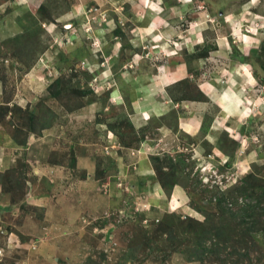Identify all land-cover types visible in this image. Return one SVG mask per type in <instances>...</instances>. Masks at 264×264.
Masks as SVG:
<instances>
[{
    "label": "rangeland",
    "instance_id": "obj_1",
    "mask_svg": "<svg viewBox=\"0 0 264 264\" xmlns=\"http://www.w3.org/2000/svg\"><path fill=\"white\" fill-rule=\"evenodd\" d=\"M171 66L173 101L243 105L170 113L159 201L130 97ZM0 264H264V0H0Z\"/></svg>",
    "mask_w": 264,
    "mask_h": 264
},
{
    "label": "crops",
    "instance_id": "obj_2",
    "mask_svg": "<svg viewBox=\"0 0 264 264\" xmlns=\"http://www.w3.org/2000/svg\"><path fill=\"white\" fill-rule=\"evenodd\" d=\"M251 37L253 38L254 36L251 35ZM238 41H239L238 44L242 47L243 45L242 41L241 40H238ZM240 65L242 66V64ZM179 66L181 65L179 64L178 67ZM243 66H245V63ZM240 68L239 66H237L236 70H239ZM245 68L246 67H244L242 70L244 73H245V70H244ZM224 70L228 71L227 73H230V68L229 69L226 68ZM183 72H184L183 69L179 70L177 69V67L175 68L171 66L167 74L163 75V74L156 73L157 74L156 78L148 77V79L151 80L150 82L157 85V89L155 90L154 93L148 94V95H151L150 99L145 98V101L143 103H141L142 100L140 99L141 92L137 90V91H134L133 93V91H131L133 93V95L130 97L131 102H132L131 107H133V114L132 116L130 115L129 116H130V121L132 122L134 128L141 129L150 124L154 125L150 129V133L148 132V134L154 135L155 138H152L150 137V135H148V137H146V140H144L139 145V148L137 149V152L143 153L142 155H144L143 163H142L143 166L140 167L139 169L137 167V169L139 172L143 173V175L142 174L141 175L143 176L144 183L145 181L147 182L146 184H144V186H147L149 188L151 187L153 191L157 194V199H159V201L162 200L161 198L162 195L165 197V193H164L163 188H161V186L159 185V183L156 181L155 182L153 181L154 172H153L151 161L149 160V156L151 154L154 155L156 152L160 153V151L163 150L161 149V146H164V145L166 146V143H164V140L167 141V140H170L171 138V141H174L178 139V138L173 139L172 137H169L170 133L173 130V124L169 118L170 113L176 116L175 121L178 126V129H182L181 127L183 126V123L189 124L190 130L192 132L191 131L189 132L188 130H185V129L184 131L187 133V135L188 133H191L189 134V137L193 138L201 130L203 117H205V114L211 110L210 108L211 106H213L212 103L216 104V108L218 107L220 108V110H223V111L228 110L230 112L237 111V109H240V105H243V98H241L240 100L235 99V97L233 99L231 97L229 98L230 94L228 93L232 92L231 86H233L231 83H230L231 86L230 85L227 86V89H226L227 92L225 94H223L221 91L220 95L219 96L217 95L215 97L214 90L216 86L210 79L205 80L204 83H202L199 88L200 91L208 98V101H205V102L203 101H193V102L173 101L171 97L169 96L166 88L176 83L177 81L185 78L186 74L185 72L184 73ZM246 77L249 80L252 79V75L250 76L247 75ZM116 91H118L117 93H127L128 92L127 89L124 88V86H120L119 89L113 88L109 93L113 95V94H116ZM231 96H233V94H231ZM148 99L151 101V103L149 104L146 103ZM237 103H239V106H238L239 108L236 107ZM148 109L152 111L154 109L157 112L158 117L154 116L155 113L153 111V114H151L147 120L146 111H148ZM163 119H165V121ZM212 125L213 124H211L210 129L214 128V126ZM210 134H211V130L205 133L204 138L206 139L211 138ZM157 140H160L161 142L158 143ZM208 142L214 144L215 139L213 140L209 139ZM163 151H167V150H163ZM181 196L182 195L180 193L176 192V187H174L171 197L173 199L176 198L175 200L178 201V199L179 200L181 199L180 198ZM172 198H170V200Z\"/></svg>",
    "mask_w": 264,
    "mask_h": 264
},
{
    "label": "trees",
    "instance_id": "obj_3",
    "mask_svg": "<svg viewBox=\"0 0 264 264\" xmlns=\"http://www.w3.org/2000/svg\"><path fill=\"white\" fill-rule=\"evenodd\" d=\"M177 82H179V81H177ZM176 82V83H177ZM181 100V99H180ZM159 183L161 184V186L164 188V186L166 187V185H165V182H164V180L162 179V177H161V179H159ZM246 220V219H245Z\"/></svg>",
    "mask_w": 264,
    "mask_h": 264
}]
</instances>
